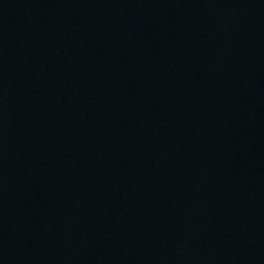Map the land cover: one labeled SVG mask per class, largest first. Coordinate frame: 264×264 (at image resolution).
Wrapping results in <instances>:
<instances>
[{"label":"water","instance_id":"obj_1","mask_svg":"<svg viewBox=\"0 0 264 264\" xmlns=\"http://www.w3.org/2000/svg\"><path fill=\"white\" fill-rule=\"evenodd\" d=\"M0 264H264V191L131 172L0 103Z\"/></svg>","mask_w":264,"mask_h":264}]
</instances>
